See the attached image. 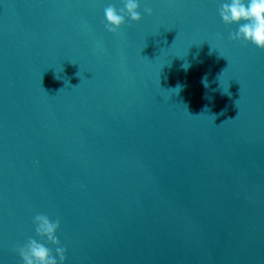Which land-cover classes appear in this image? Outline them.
Segmentation results:
<instances>
[{
  "label": "water",
  "instance_id": "95a60500",
  "mask_svg": "<svg viewBox=\"0 0 264 264\" xmlns=\"http://www.w3.org/2000/svg\"><path fill=\"white\" fill-rule=\"evenodd\" d=\"M137 2L0 0V264L37 214L64 264H264V49L228 0Z\"/></svg>",
  "mask_w": 264,
  "mask_h": 264
},
{
  "label": "clouds",
  "instance_id": "9594fccd",
  "mask_svg": "<svg viewBox=\"0 0 264 264\" xmlns=\"http://www.w3.org/2000/svg\"><path fill=\"white\" fill-rule=\"evenodd\" d=\"M139 7L137 0H124V6L119 10L115 6L109 5L104 9L102 23L108 32L117 33L120 27L126 23V18L135 22L141 20ZM144 11L148 15L152 14L151 8H145ZM219 15L225 25H239L238 31L230 34L231 40L251 43L264 49V0H228L220 6ZM186 65L183 67L189 66L187 63ZM205 86H207L206 80ZM176 89H179V86ZM33 224L40 240L46 238L47 243L56 246L55 254L45 243H41L35 238H29L26 243L17 244L14 249L18 252L22 264H64L67 249L61 246L56 235L60 228L59 219L52 221L45 214H37L33 218Z\"/></svg>",
  "mask_w": 264,
  "mask_h": 264
}]
</instances>
